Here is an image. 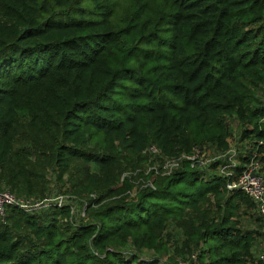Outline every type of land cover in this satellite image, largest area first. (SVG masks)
<instances>
[{
    "label": "trees",
    "instance_id": "16d2710c",
    "mask_svg": "<svg viewBox=\"0 0 264 264\" xmlns=\"http://www.w3.org/2000/svg\"><path fill=\"white\" fill-rule=\"evenodd\" d=\"M262 89L264 0H0V190L38 195L47 167L79 163L74 193L105 191L87 222L8 208L0 264H174L163 231L175 253L201 245L198 264H261L254 202L220 176L183 164L131 200L119 182L150 144L223 150L233 126L264 140Z\"/></svg>",
    "mask_w": 264,
    "mask_h": 264
},
{
    "label": "built area",
    "instance_id": "2783aa9c",
    "mask_svg": "<svg viewBox=\"0 0 264 264\" xmlns=\"http://www.w3.org/2000/svg\"><path fill=\"white\" fill-rule=\"evenodd\" d=\"M260 121L264 122V116ZM247 128L251 129L252 127L247 126ZM240 135L241 132L238 126H233L230 135L226 138L227 148L217 150L212 146H194L189 153L183 152L176 156L165 155L155 144H150L142 152L145 159V168L130 169L131 171L128 172L123 171L120 176V184L125 179L133 183V175L138 173L139 176H142V174H145L148 175V178L143 182V186L154 189L155 180L152 179L154 176H170L179 170L183 164H188L190 168L203 173L202 176L217 175L223 178L225 189L228 192L241 191L247 195L254 202L253 212L259 217L261 229L264 232V164L261 160V157H264V140H258L253 146H250L246 140L240 139ZM260 147L263 150H260ZM242 157L246 159L242 160ZM134 189L133 187L127 191V199L129 196L134 195ZM96 198L95 196L91 199L95 200ZM44 201L46 203L42 204L41 201H33L24 196H17L8 189L0 190V221L7 224V209L10 207L32 212L48 206H68L73 222H87L89 220L88 217H85L86 212L84 210L89 200L82 202L81 207L78 206L80 200L75 195L70 196L69 199L66 196L57 195L52 199H44ZM171 243L172 240L169 244L171 245ZM200 247L201 245L195 247L185 257L175 255L172 250L157 256L161 263L171 258L174 260V264H198ZM154 254V252H149L143 256L149 257ZM258 258L262 262L261 264H264V242ZM253 264L259 263L255 261Z\"/></svg>",
    "mask_w": 264,
    "mask_h": 264
},
{
    "label": "rangeland",
    "instance_id": "374dc122",
    "mask_svg": "<svg viewBox=\"0 0 264 264\" xmlns=\"http://www.w3.org/2000/svg\"><path fill=\"white\" fill-rule=\"evenodd\" d=\"M261 92H262V94H264V90L263 89L261 90ZM26 134L30 135V134H28L27 131L25 132V135ZM28 141H31V140H28ZM137 168H145V159L143 161H141V164L139 166H137L135 169H137ZM130 169H132V168L126 167L124 169L125 171L124 170L123 171L124 172H128V171H131ZM146 170H147V168L145 169V171ZM147 178H148V175L146 176L145 174H142V176H139L138 173L136 175H133L132 176L133 183H131V184L135 188L134 189V195L133 196H129L128 199H127V197H125V200H131V199L135 198V196H136V194H138V192H140L143 189L147 188L148 186H143V182H145L147 180ZM160 178H162V177H159L158 175H156L152 179L157 181ZM45 179L47 181V185H46V189L43 190L42 193H39L38 195H28V196L27 195L26 196L23 195V196L26 197V198H30L33 201H39V202L41 201L42 204H44V203H46V201H44V199H52L54 197H57V195L61 196V197L62 196L65 197L66 196L67 199H69L70 196L75 195L80 200L79 201L80 205H78V206L81 207L82 202H87L88 200H91L92 197H95V196L97 197L99 194H103L105 192V191H101V190H92V191H89L87 194L82 195L81 197L77 196V194L74 193V187L76 188V184L82 182V175H81L79 163H73V165L71 167V170L65 176H63L62 180H58V178L56 176V173L51 169V167H47V170L45 172ZM119 185H120V182H119ZM211 202H213L212 199H211ZM96 207L97 206L92 207V209L96 208ZM41 209L42 208L37 210L38 214L41 211H43ZM213 211H214V209H213ZM33 212L36 213L35 210ZM87 212L85 213V217L89 218V216H88L89 211H87ZM178 228L179 227L175 223L172 224V227H167L169 232H171V233L173 232L174 235H181V234L177 233V231H175V230H178ZM161 237H162L163 241H165V240L168 241L167 251L168 250H172L173 251V249H174V247H175V245L177 243V238L175 236H173L172 234L166 232V231L162 232ZM171 240H172V243L170 245L169 242ZM166 252H163L162 254H164ZM173 253L175 255H179L181 257H185L189 252H186L184 254H180V253H175L173 251Z\"/></svg>",
    "mask_w": 264,
    "mask_h": 264
},
{
    "label": "crops",
    "instance_id": "0c3cea01",
    "mask_svg": "<svg viewBox=\"0 0 264 264\" xmlns=\"http://www.w3.org/2000/svg\"><path fill=\"white\" fill-rule=\"evenodd\" d=\"M245 225H247V224H245ZM248 226H251V225H248Z\"/></svg>",
    "mask_w": 264,
    "mask_h": 264
}]
</instances>
